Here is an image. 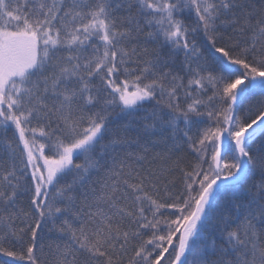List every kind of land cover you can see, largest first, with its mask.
Segmentation results:
<instances>
[{
	"label": "snow or ice",
	"instance_id": "snow-or-ice-1",
	"mask_svg": "<svg viewBox=\"0 0 264 264\" xmlns=\"http://www.w3.org/2000/svg\"><path fill=\"white\" fill-rule=\"evenodd\" d=\"M0 264H264V0H0Z\"/></svg>",
	"mask_w": 264,
	"mask_h": 264
},
{
	"label": "trees",
	"instance_id": "trees-1",
	"mask_svg": "<svg viewBox=\"0 0 264 264\" xmlns=\"http://www.w3.org/2000/svg\"><path fill=\"white\" fill-rule=\"evenodd\" d=\"M47 232V229L45 228V233Z\"/></svg>",
	"mask_w": 264,
	"mask_h": 264
}]
</instances>
